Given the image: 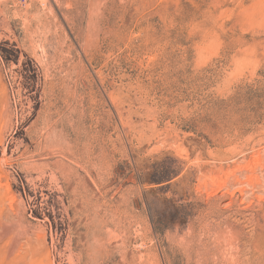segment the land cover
I'll list each match as a JSON object with an SVG mask.
<instances>
[{"label": "rangeland", "instance_id": "1", "mask_svg": "<svg viewBox=\"0 0 264 264\" xmlns=\"http://www.w3.org/2000/svg\"><path fill=\"white\" fill-rule=\"evenodd\" d=\"M0 264H264V0H0Z\"/></svg>", "mask_w": 264, "mask_h": 264}]
</instances>
